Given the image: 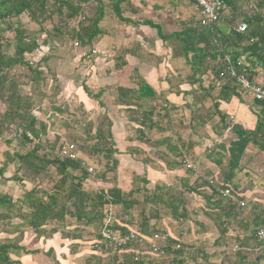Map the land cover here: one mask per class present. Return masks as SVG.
<instances>
[{"label": "crops", "instance_id": "0c3cea01", "mask_svg": "<svg viewBox=\"0 0 264 264\" xmlns=\"http://www.w3.org/2000/svg\"><path fill=\"white\" fill-rule=\"evenodd\" d=\"M177 1L91 0L87 5H81L84 8L95 6L92 17L98 16L100 12L98 27L101 34L91 46L97 53L90 55L87 67H81L80 56L83 52H88V49L72 44L70 51L73 52H65L59 45V37H56L57 43L56 39L53 40V46L41 45L42 52L37 56H50L59 60L66 58L68 64L77 65L71 75L65 70L58 72L53 83V90L57 91L53 105L46 106L48 100L44 99L36 108L37 111H42L43 117L37 119L48 127L47 135L41 137L56 139L61 135L63 127L60 123L63 121L80 129L85 125L81 122L82 126L78 127L75 120L85 119L93 124V128L97 127L103 116L110 120L111 140L118 159L114 185L124 193L142 186L145 190L133 194L132 200L137 203L129 205L128 209L116 206L112 212L115 222L125 230L139 231L146 243L138 248H131L128 254H113L100 248H92L99 239V232L91 228L66 226L51 234L49 227H45L37 235L31 228L21 225V222L9 225L0 212V246L8 247V262L0 259V264H254L259 249L254 243V236L250 238L251 223L254 213L264 204V152L257 145L250 143L246 147L240 168L236 170L232 180L234 190L230 191L233 200L222 195L223 190H219L223 203L209 206L204 198L184 191L187 196L182 197L188 202L186 209L189 217L183 220L173 219L166 206L164 209L167 210L155 214L154 209H159V205L163 204L153 206L141 203L145 195L151 196L153 192H163L171 187L180 189L187 183L192 186L196 176H204L211 186L216 185L214 181L218 180L221 171L207 159V155L218 151L219 145L227 148L236 140L237 132L234 129L249 133L255 130L258 119L264 122V111L257 108L239 88L236 92L228 90L223 99L220 91L225 83L212 79L208 73L202 75L199 83H187L185 79L190 67L181 51L176 50L178 45H175L176 49L172 47V39L164 43L155 29L142 23L149 20L164 25L168 34L178 31L179 26L190 17L185 18L180 10L178 14L182 16L172 19L169 6L173 8L180 4H192L188 0L185 3ZM118 14L126 20L122 21ZM43 36L46 35L42 34ZM119 55L126 63L121 68H116L115 57ZM255 80L264 85L261 71ZM141 83L152 89L154 98H135ZM119 89L132 91L131 95L125 97L130 105L117 101ZM101 91L98 100L92 98L93 94ZM62 99H72V106L75 108L71 112L73 114L65 118L53 115L56 105L59 106V100ZM149 111H153L155 126L149 131L138 132L135 120ZM231 125H234L233 129ZM162 139L169 141L168 145H159L158 142ZM73 143L77 147L78 157L92 167L91 160L78 150L76 139ZM220 153L223 155L221 167L224 169L228 155L226 151L220 150ZM179 160H182L180 166L177 165ZM185 163L194 165L197 172L187 170ZM95 183L88 182L94 188L97 187ZM111 186L112 184L109 185ZM227 201L237 207L235 220L239 224L248 222L246 230L241 225H235L233 229L234 216L230 215ZM240 211L243 213L240 214ZM150 214H155L154 218ZM210 216H218V220L230 216L227 235L240 236L245 243L242 249L247 251L244 256L235 255L228 245L214 244L219 237V229ZM143 217L148 218L147 226L139 229ZM154 234L166 235L167 239L170 238L171 248L174 247L172 250L179 245L181 252L177 255L166 254L163 248L162 253L153 252L148 243L152 241ZM228 237L222 242H229ZM160 246L164 247L161 242ZM131 255L138 260H131Z\"/></svg>", "mask_w": 264, "mask_h": 264}, {"label": "trees", "instance_id": "16d2710c", "mask_svg": "<svg viewBox=\"0 0 264 264\" xmlns=\"http://www.w3.org/2000/svg\"><path fill=\"white\" fill-rule=\"evenodd\" d=\"M89 1L91 0H0V103L5 107L4 111L0 112V136L7 125L15 124L17 129L14 138L17 147L13 150L12 156L7 155V162L0 164V178L4 179L8 165L15 164V172L11 179L21 188V198L14 201L9 195L0 193V209H7L3 218L9 222L17 219L21 225L31 228L37 235L43 232L45 227H49V233L52 234L66 226H80L98 231L99 239L95 243H99L101 241L100 229L107 217L110 218L109 228L111 230L118 231L121 235L130 232V230L122 228L117 221L115 222L112 210L119 205L128 209L129 205L137 203L136 200H132L133 194L145 192L144 186L124 193L114 185L118 159L116 158L117 150L113 148L111 140L110 120L103 116L96 128H93V124L85 119L74 121L80 127L82 123L85 125L82 130L84 134L82 144L78 145V150L91 160L90 165L93 167V173L87 171L88 166L82 158L71 160L61 158L57 154L50 155L45 153L40 144L33 145L27 137V133H29L34 138L40 139L48 132L47 125L37 119L34 111L44 99L51 97L48 94L51 88H46L49 56L39 58L35 53L41 45L52 44L49 40L50 33H52L60 38L61 43L71 41L74 44L76 42L80 48L88 49L87 54H91V46L101 34V30L98 27L100 12L95 17H83L85 10L81 4L87 5ZM222 1L225 9L222 10L220 19L209 26H201L199 20L190 18L179 26L178 31L168 34L163 33L160 24L149 20L142 23L155 29L158 37L164 43L172 39V47L178 45L175 49L181 51L182 57L190 67V72L185 79L187 83L191 85L199 83L202 75L208 73L212 79L225 83L220 91L224 99L228 90L236 92L239 88L232 79L224 74L226 56L233 63L242 58L243 66L238 70L247 75L249 79L255 80L259 71L264 75V0ZM225 11H228L226 15ZM118 15L122 21L126 20L121 14ZM237 17L240 18V21H236ZM61 18L62 20L59 22L58 19ZM74 19L78 20L76 24L71 25L70 21ZM240 22L247 26L246 31L241 34L234 31ZM29 24L34 25L35 28H29ZM48 25L50 28L44 29ZM42 34L46 36L42 37ZM125 63L122 56L115 57L116 68H121ZM55 92L57 91L54 90ZM101 94L102 91L93 94L92 98L98 100ZM131 94L132 91L119 89L117 101L123 102L124 105H130L125 97ZM54 95L56 94H53L49 101L54 100ZM135 98L152 99L154 92L149 86L141 83ZM253 103L257 108H261V111H264V102L253 101ZM62 113L61 108L58 107L53 111V115ZM155 122L153 111L141 114V117L135 120L138 132L151 130L155 126ZM67 125L70 126L71 123L65 122L63 128H66ZM233 128L234 125H231V129ZM234 130L237 132L236 140L232 141L227 148L225 145H219L218 151L207 155V159L218 166L221 171L218 180L214 181L216 185L211 186L204 176H196L192 186L187 183L180 189L171 187L163 192H153L151 196L145 195L141 203H149L153 206L158 203L163 204V207L169 208L172 218L176 220L189 217L186 209L188 202L182 197L183 191L199 195L205 199L209 206L221 205L223 198L218 192L224 189L234 190L232 180L236 170L240 168L246 147L251 143L257 145L259 150L264 152L263 121L258 119L255 130L249 133ZM72 141L75 142V137ZM168 142L166 139H162L158 144L168 145ZM8 143L10 142L8 141ZM50 147L55 150V144L54 146L50 144ZM170 150L173 151L171 148ZM220 150L226 151L228 155L224 169L221 167L223 155ZM181 164L182 160H179L177 165ZM190 174L192 175V173ZM45 180H47L49 188L41 185ZM90 181L96 182L97 187L89 185ZM142 181L144 182V180ZM111 184L112 186L109 187ZM227 202L230 206V215L234 216L233 229L235 225H241V228L246 230L249 227L248 222L239 224L235 220L236 205L230 204V201ZM263 207L264 204L254 213L251 223L250 238L254 236V243L259 249L256 254L258 261L255 260L254 264H264V248L260 249L261 243L255 235L257 229L264 223ZM154 212L160 214L155 209ZM155 214H150V216L154 218ZM210 218L219 229V237L214 244L237 247L238 249L233 253L238 257L244 256L247 251L242 249L245 243L240 239V236L228 237L227 235L230 216L221 220H218V216H210ZM147 222L148 218L143 217L139 229L145 228ZM133 232L138 233L139 231ZM226 237L229 242H222ZM169 240L170 238L167 241L162 240L161 242L160 240L164 246L161 248L165 249L166 254L175 253L177 255L180 253V247L172 250L174 247L171 248ZM129 247L131 246L124 250L113 251L111 247L103 249V245L98 244L96 248L113 252V254H128L131 252ZM7 249L6 245L0 246V259L3 262H8ZM134 257L131 255V260H134Z\"/></svg>", "mask_w": 264, "mask_h": 264}, {"label": "built area", "instance_id": "2783aa9c", "mask_svg": "<svg viewBox=\"0 0 264 264\" xmlns=\"http://www.w3.org/2000/svg\"><path fill=\"white\" fill-rule=\"evenodd\" d=\"M177 1V0H176ZM190 1L196 11L199 13V24L201 26H209L213 23H216L221 16L222 10L225 9V5L222 0H188ZM247 29V26L245 23L240 22L237 24V26L234 28V31L237 33H244ZM74 46L78 47V43H74ZM42 52V47L39 48V50L36 51L35 55H39ZM91 54H87V52H83L80 56L82 59V65L81 67L85 69L87 67V60L89 59L90 55H94L97 53V50L95 48H92L90 51ZM32 64V62H30ZM225 70L224 74L232 79L239 87L241 92L246 95L248 98H250L252 101L257 102H264V85L257 80H251L245 75L243 72H240L238 70L239 67L243 66V60L242 58H239L235 63L231 61V59L226 56L225 57ZM232 124V122H231ZM27 137L32 141V144H39L40 139L34 138L31 134L27 133ZM45 153H48L50 155L57 154L61 158H68L71 160L78 158L77 153V147L73 142L65 141L58 144L57 147L54 149H49L46 147H43ZM184 167L186 169L197 171L194 165L191 164H184ZM87 171L89 173H93V167L88 166ZM222 195L230 197L232 200L231 192L229 189H224L223 192H221ZM242 205V204H241ZM264 208V207H263ZM110 224V218L107 217L104 221V224L102 225V228L100 229V235H101V241L99 243L93 244L92 248H96L99 245H103V249L107 248H113V251L116 250H124L127 249L128 246H131L129 248H135L142 246L146 243L145 238L136 232L130 231L128 234L121 235L118 231L111 230L109 228ZM256 238L261 243L260 249L264 248V223L261 227H259L256 231ZM152 241L148 243L150 248L153 252H161L162 248L160 246V240H166V235H158L154 234L152 236ZM180 246L176 245L175 249H178ZM237 247H232V251L237 250ZM134 260L136 258L134 257Z\"/></svg>", "mask_w": 264, "mask_h": 264}, {"label": "rangeland", "instance_id": "374dc122", "mask_svg": "<svg viewBox=\"0 0 264 264\" xmlns=\"http://www.w3.org/2000/svg\"><path fill=\"white\" fill-rule=\"evenodd\" d=\"M75 1V0H74ZM181 1H183L184 3L186 2V0H181ZM176 2H178V1H176L175 0V3ZM170 8V11H169V15L170 16H172L171 18L172 19H174V20H176L175 18L177 17V16H182V15H179L178 14V11H180L181 10V12H182V14H183V16L186 18V17H190V18H193V19H196V20H199V13L193 8V6L192 5H190V4H187V5H182V4H180V5H176V6H173V8H172V6L170 5L169 6ZM181 7V8H180ZM93 8H95V6L94 5H92V6H87L86 8H84V10H85V14H83V17H85V18H90L91 17V14H92V9ZM185 14H184V13ZM227 12L228 11H225V15L227 14ZM81 18V17H80ZM79 19V18H78ZM78 19H74V20H72V21H70V24L71 25H74V24H76V22H77V20ZM62 20V18L61 19H58V21L60 22ZM237 20H239L240 21V18L239 17H237L236 18V21ZM28 27L29 28H35V26L34 25H32V24H29L28 25ZM50 28V25H48V27L47 28H44V29H49ZM161 28H162V31H163V33H166L165 32V28H164V25H161ZM170 30V29H169ZM45 33H46V31H45ZM56 37H58L56 34H52V33H50V41H51V43L54 45V39H56ZM57 40V39H56ZM58 42V40L56 41V43ZM52 45V46H53ZM59 45L65 50V52H69L70 51V48L72 47V42L71 41H65V43H61V42H59ZM51 46V45H50ZM70 52H73L72 50L70 51ZM50 57V56H49ZM66 60V58L64 59V60H62V59H55L54 57H50L49 58V60H48V65H49V71H48V73H47V89L48 88H51V90L48 92V94H50V98H52V96H53V94H55L54 93V90H53V87H54V82H53V80L54 79H57V75H58V72L59 71H68V73H70V75L71 74H73L74 73V71L76 70V68H77V65L76 64H73V65H71V64H68L67 63V61H65ZM181 61L183 62L184 60L183 59H181ZM76 65V66H75ZM43 70H45V69H43ZM46 71V70H45ZM79 80H80V78H79ZM82 81V80H81ZM78 82V81H77ZM26 89V88H25ZM56 90V89H55ZM52 93V94H51ZM55 96V95H54ZM50 98H48V99H46V100H48V105H46V106H51V104H53V101L52 100H50L49 101V99ZM64 99H62V100H59L60 101V103H58L59 104V106L58 105H56L58 108H61V110H62V118H65L67 115H69V114H73V113H71L75 108L72 106L73 104H72V102H73V100L72 99H69V100H67V101H63ZM58 101V100H57ZM4 109H5V107H4V105L2 104V103H0V112H3L4 111ZM34 114H35V116L36 117H40V118H43L42 117V111L41 110H39V111H37V110H35L34 111ZM62 120H64V119H62ZM65 123V121H63V123H60V125H62V127H63V124ZM69 125V124H68ZM67 125V127L66 128H62L61 130H60V132H61V135H59V136H57L56 137V139L55 138H53V137H41V140H40V145L42 146V147H46V148H49V149H51V147H50V144H53V146H54V144H55V147L56 146H58V143H60V142H65V141H72V139L70 140V138H72V137H75V139H76V143L78 144V145H81L82 144V138H83V131H81V128L79 129V128H77V126H68ZM16 126H15V124L14 125H7L6 126V128H5V130H3L2 132V135L0 136V164L2 165V164H4L5 162H7V160H6V158H8L7 157V155L9 154L10 156H12V153L14 152L13 150L17 147V142H16V140H14V138H15V135H16V132H17V129L15 128ZM79 127V126H78ZM83 128L84 127H82V130H83ZM78 135V136H77ZM78 137V138H77ZM62 138V139H61ZM59 139H61V141H59ZM55 140V141H54ZM8 141L10 142V143H8ZM73 142V141H72ZM15 168H16V165L15 164H10V165H8L7 166V169H6V174H5V177H4V179H2V178H0V193L1 194H7V195H9L11 198H12V200L14 201V200H17L18 198H21V188L18 186V184H16L12 179H11V176L14 174V172H15ZM41 185H43L45 188H49V185H48V183H47V180H45V181H43V184H41ZM25 186H27V184L25 183ZM30 186V185H29ZM185 193H187V192H185ZM185 193H184V191H183V197L184 196H187V195H185ZM202 200V199H201ZM199 203V202H198ZM153 208V207H152ZM166 209V208H165ZM164 207L163 206H160L159 205V209H157V210H159V213H162L164 210ZM151 210V209H150ZM167 210V209H166ZM0 212H1V214L5 217V214L7 213V209H5V208H2V209H0ZM148 212H152V211H148ZM243 212L242 211H240V214H242ZM7 219H5L4 218V221H6ZM19 222V220H17V219H14V220H11L10 222L8 221V223H9V225L10 224H13V225H15V224H17ZM5 225H7V224H5Z\"/></svg>", "mask_w": 264, "mask_h": 264}]
</instances>
